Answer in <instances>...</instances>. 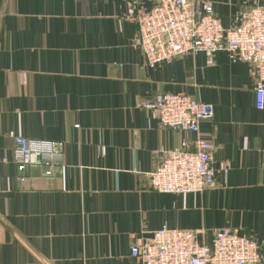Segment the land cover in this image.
Wrapping results in <instances>:
<instances>
[{
	"label": "crops",
	"instance_id": "1",
	"mask_svg": "<svg viewBox=\"0 0 264 264\" xmlns=\"http://www.w3.org/2000/svg\"><path fill=\"white\" fill-rule=\"evenodd\" d=\"M210 2L221 25L264 0ZM128 0H0V264H141L131 246L162 227L202 244L224 226L264 241V105L248 65L227 51L146 66ZM208 103L214 185L150 189L158 150L193 132L168 130L142 106L157 93ZM61 141L50 177L19 182L14 137ZM226 168L225 172H222Z\"/></svg>",
	"mask_w": 264,
	"mask_h": 264
},
{
	"label": "built area",
	"instance_id": "2",
	"mask_svg": "<svg viewBox=\"0 0 264 264\" xmlns=\"http://www.w3.org/2000/svg\"><path fill=\"white\" fill-rule=\"evenodd\" d=\"M126 17L137 24L134 43L146 66L156 68L195 52H203L211 60L215 52L227 51L248 65L255 105L263 109L264 1L240 10L228 28L221 25L210 2L198 0H128ZM142 106L159 127L196 135L194 149L181 140L172 149L158 150L159 160L149 173L150 189L191 194L214 185L213 144L200 135L198 126L214 117L212 106L182 92H159ZM63 156L61 141L14 137L13 160L19 182L29 180L31 170L52 176ZM210 238L209 244H202L193 230L162 227L134 243L130 255L141 264H264V241L241 229L224 226L213 230Z\"/></svg>",
	"mask_w": 264,
	"mask_h": 264
}]
</instances>
